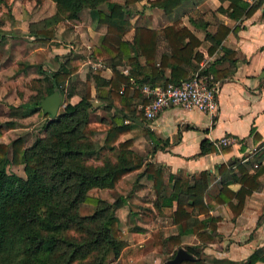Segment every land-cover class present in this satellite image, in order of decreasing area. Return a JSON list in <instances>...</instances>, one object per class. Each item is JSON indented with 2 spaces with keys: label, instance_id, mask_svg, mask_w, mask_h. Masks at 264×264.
<instances>
[{
  "label": "trees",
  "instance_id": "obj_1",
  "mask_svg": "<svg viewBox=\"0 0 264 264\" xmlns=\"http://www.w3.org/2000/svg\"><path fill=\"white\" fill-rule=\"evenodd\" d=\"M52 1L57 10L65 14L66 19L77 20L87 9L96 28L106 27L105 33L99 36L98 44L91 48L90 56L110 67L112 76L105 80L96 70L92 71L94 96L90 85L77 103H67L61 113L47 121L44 136L37 137L30 146L23 148L24 141L20 137L11 142L12 162L18 165L22 159L24 177L7 171L8 146L0 143V264H48L50 257L61 248L62 243L67 246L53 259L54 264H73L79 260H88L93 250L100 251L89 264H107L110 258H137L141 252L138 239L136 238V246L129 248L127 242L122 239V230L116 228L118 217L115 210L125 205L126 197H119L113 203H107L98 197H92L88 192L93 188L115 187L123 176L143 166L141 174L153 182L157 195L156 206L158 203L167 207L176 204L172 220L179 227V234L164 240L159 232H154L152 237L156 249L160 252L164 241L178 247L181 236L187 234L196 235L202 243L212 239L219 217L210 215L213 205L204 200L209 172L201 171L192 179L182 174L171 175L173 184L169 193H166L160 168L145 162L144 156L132 149L131 139L120 140V137L131 129L130 124H125L123 118L144 116L133 103L134 97H141L139 90H132L134 84L154 86L189 79L198 69L196 63L203 59L202 53L197 50L200 40L186 26L176 21L159 31L142 26L135 27L132 43L126 41L124 36L132 28V24L126 19L125 11L126 7L136 0H124L123 3L109 0ZM182 1L152 0L149 4L168 15L180 6ZM228 9L229 17L241 18L250 16L254 7L243 0H230ZM218 10L227 12L221 7ZM229 32L227 26L218 24L215 34L206 33V39L211 42L208 54H212L217 48L224 51L222 57L212 65L219 64L226 58L234 61V52L221 47V42ZM158 35L165 39L170 53L162 54L156 59ZM52 37L53 32L49 29L35 31L37 41L48 42ZM132 52H139L145 58V65L139 66V71L132 69L124 74L117 69V65L121 64L123 57H128L130 62H134L137 55L130 56ZM72 54L73 59L60 65L50 76L52 89H58L64 98H70L74 91L70 89L66 93L59 85L71 80L80 66V56L75 52ZM169 60L174 66L166 76L164 68L168 66ZM188 67H191V70ZM140 73L144 75L143 78L139 77ZM199 74L211 87L216 85L221 77L227 76L228 70L218 72L213 67H208L200 70ZM46 96L45 94L43 98ZM93 98L104 103L107 108H114L116 113L121 112L124 117L116 115L109 123L103 120L91 121L89 112L94 107ZM42 99L24 106L38 108ZM148 101L143 93L142 104ZM13 125L12 122H5L7 128H12ZM3 131L4 127L0 123V136ZM101 132L102 143L99 138L94 141L93 137ZM216 150L211 143L202 142L200 155ZM227 150L228 147L221 149L223 152ZM107 153L113 154L114 159L110 156L105 158ZM100 157V164H86L88 160ZM226 171L227 166L220 165V174ZM262 174L264 167H259L252 174L243 170L239 179L241 187L233 191L223 182L215 202L228 204L233 214L238 215L242 211L246 196L258 188L257 179ZM83 203L99 207L91 215H81L78 207ZM198 215H203L204 220L198 219ZM92 223H98L93 225L99 229L98 232L88 231L92 236L83 238L80 242L71 241L66 236H57L58 232L70 229L87 234ZM208 230H212V233ZM177 247L170 252L168 259L174 256ZM185 249L195 256L199 254V248L196 246H188ZM258 260L264 261V256L254 252L243 264H256ZM180 264L210 263L202 259Z\"/></svg>",
  "mask_w": 264,
  "mask_h": 264
},
{
  "label": "crops",
  "instance_id": "obj_2",
  "mask_svg": "<svg viewBox=\"0 0 264 264\" xmlns=\"http://www.w3.org/2000/svg\"><path fill=\"white\" fill-rule=\"evenodd\" d=\"M109 1L124 2V0ZM149 1L152 0L146 1L149 7L145 9L146 11H136L135 14H133L134 5L138 2L143 3L142 0H136L126 7L125 17L132 24V28L124 36L126 41L132 43L135 27L142 26L159 31L177 21L191 30L200 40L197 50L202 53L203 59L196 63L198 69L195 72L213 67L218 72L228 70V75L218 80V109L215 113L208 114L170 106L160 111L155 118L147 119L145 115L143 118H128L117 112V115L124 117V123L131 126L120 140L131 139L132 149L143 155L145 162L153 163L160 168L163 186L167 193L173 184L171 175L182 174L192 179L201 171L207 170L208 188L204 200L213 205L209 213L213 217H219V221L216 223L215 236L212 239L202 243L194 234L182 235L180 246H173L164 241L159 252L154 245L152 237L154 232H159L164 240L179 234V227L172 220L176 204L167 207L158 203L156 206L157 195L153 182L147 177L140 178V184L144 187L148 186L150 190L147 193L150 200L146 201L145 205L154 213L157 224L149 227L143 225L130 230V241L124 239L122 231V239L127 242L129 248H134L136 238L138 239L141 252L137 258L120 257L116 260H123V264H141L145 261H149L150 264H162V260H168L167 257L173 249L176 247L185 249L188 246L199 248L198 256L192 254L195 258L193 261L203 259L210 264L229 262L243 264L254 252L264 256V174L258 177V188L246 196L242 211L238 215L233 214L228 204L215 202L223 182H226L231 190L237 191L241 187L239 179L243 170L252 174L259 167H264V0H243L249 6H253L254 10L250 16L241 18L229 17L230 0H183L181 5L168 15L159 8L151 7ZM220 7L227 12L218 10ZM151 11H158L160 17L151 14ZM218 24L230 29L229 34L221 42V47L234 52V61L225 57L226 59L221 63L212 65L222 57L224 51L217 48L212 54H208L211 42L205 35L215 34ZM100 28H104L103 33H105L106 27L98 26L96 29ZM92 47L93 45H90L89 50L82 52L83 55L79 57L80 66L71 80L80 78L83 68L87 65H92L96 73L105 80L112 76L110 67L90 56ZM169 53L167 42L158 35L156 59L162 54ZM135 54L137 57L134 62H130L128 57H123L117 69L124 74L132 69L139 71V66L145 65V58L139 52H132L130 56ZM98 62L101 65H98ZM173 66V62L169 60L168 66L164 68L166 76ZM188 69L191 70V67ZM139 77L143 78L144 75L140 73ZM141 87L142 85L139 84H134L132 87V90H139L141 96L133 98L137 108L143 100ZM91 88L94 96V85H91ZM75 95L74 93L70 98H64L67 100L66 104H75L81 99L80 97L75 100ZM103 105L105 104L101 103L90 110L91 121L112 122V118L109 117L92 118L93 111L100 108L104 110ZM226 135L234 137L235 142L228 146H217V141ZM137 141L141 143L143 149H135L134 145ZM202 142L211 143L217 150L200 155ZM225 147H228V150L221 151ZM222 164L227 166L224 174L219 172ZM143 169L144 166L127 174L118 185L126 183L130 176H137ZM141 190L140 187L136 189V197L141 196ZM122 207L124 206L118 209ZM197 218L204 220L203 215H198ZM208 232L212 233V230ZM256 264H264V261L258 260Z\"/></svg>",
  "mask_w": 264,
  "mask_h": 264
},
{
  "label": "rangeland",
  "instance_id": "obj_3",
  "mask_svg": "<svg viewBox=\"0 0 264 264\" xmlns=\"http://www.w3.org/2000/svg\"><path fill=\"white\" fill-rule=\"evenodd\" d=\"M142 1L143 3L138 2L134 5L136 10L134 9L133 14L149 8L147 0ZM151 14L160 17L158 11H151ZM174 16L173 14L172 17ZM90 22L89 10L85 9L77 20L66 19L65 14L57 10L52 0H0V123L4 127L0 143L8 146L6 169L9 173L25 176L22 159L18 165L12 162L11 142L20 137L24 141L23 148L30 146L37 137L44 136L47 121L53 119L50 115L45 116L40 107L31 109L24 105L41 100L45 94L47 96L51 94L53 89L50 76L59 69L60 65L73 59L72 52L82 56V52L89 50L90 45L94 47L98 44L99 36L104 28L96 29L94 24L90 25ZM39 29L51 30L53 37L48 42L35 40V31ZM94 70L92 65L85 66L80 78L60 83V89L66 93L73 89L76 94L75 100L79 99L90 85H94L92 78ZM90 90L92 91L93 88ZM66 101V99L63 100L58 113L63 111ZM92 103L97 106L102 102L93 98ZM102 108L105 111L101 108L93 111L92 118L98 119L101 116L113 118L117 115L114 108L107 109L105 105ZM5 122H12L14 125L12 128H7ZM96 138L101 139L102 143L103 133H97L93 140L96 141ZM134 146L135 149H143L138 141ZM105 155V158L110 156L114 159L113 154ZM101 161L100 157L88 160L86 164L97 165ZM140 178L146 177L139 173L137 176H130L126 183L118 185L120 180L115 187L93 188L88 192L92 197H98L107 203H113L119 197H126L124 207L115 210L118 217L116 228H121L126 241L131 240L130 230L143 225L149 227L157 224L154 213L145 205V202L150 200L147 194L150 190L148 186L144 187L140 184ZM139 187L142 188L141 196L136 197L135 191ZM98 207V205L83 203L78 207V212L81 215H91ZM93 225L98 223L90 224L87 234L70 229L58 232L57 236H66L71 241L80 242L81 239L92 236L88 231L98 232L99 229ZM66 246L62 243L61 248L50 257L48 264H54L53 259H56ZM93 251L88 256V260H79L73 264H89L100 250ZM165 262V259L162 260V264ZM145 263L150 264L149 261L141 264ZM107 264H123V260L117 261L110 258Z\"/></svg>",
  "mask_w": 264,
  "mask_h": 264
},
{
  "label": "built area",
  "instance_id": "obj_4",
  "mask_svg": "<svg viewBox=\"0 0 264 264\" xmlns=\"http://www.w3.org/2000/svg\"><path fill=\"white\" fill-rule=\"evenodd\" d=\"M98 65L101 64L98 62ZM140 89L149 99L146 104L138 107L147 119L155 118L160 111L170 106L208 114H213L218 109V84L208 86L199 72L179 83L143 85ZM235 140L234 137L226 135L217 141V146H228Z\"/></svg>",
  "mask_w": 264,
  "mask_h": 264
},
{
  "label": "water",
  "instance_id": "obj_5",
  "mask_svg": "<svg viewBox=\"0 0 264 264\" xmlns=\"http://www.w3.org/2000/svg\"><path fill=\"white\" fill-rule=\"evenodd\" d=\"M64 97L58 89H54L51 94L42 99L40 108L43 113L49 114L52 118L58 115L59 108L63 105ZM195 258L192 254L183 248H179L171 259L165 264H180L184 261H193Z\"/></svg>",
  "mask_w": 264,
  "mask_h": 264
}]
</instances>
